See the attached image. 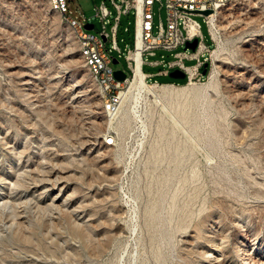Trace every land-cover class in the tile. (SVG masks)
Returning a JSON list of instances; mask_svg holds the SVG:
<instances>
[{"label": "rangeland", "instance_id": "rangeland-1", "mask_svg": "<svg viewBox=\"0 0 264 264\" xmlns=\"http://www.w3.org/2000/svg\"><path fill=\"white\" fill-rule=\"evenodd\" d=\"M97 2L67 7L95 31ZM192 17L207 74L159 73L184 45L144 55L148 82L185 88L113 116L50 1L0 0V264L264 263V0L224 5L216 44ZM132 35L122 16L117 45Z\"/></svg>", "mask_w": 264, "mask_h": 264}, {"label": "built area", "instance_id": "built-area-1", "mask_svg": "<svg viewBox=\"0 0 264 264\" xmlns=\"http://www.w3.org/2000/svg\"><path fill=\"white\" fill-rule=\"evenodd\" d=\"M69 0H53L63 10V21L71 22L76 26V31L80 35V48L87 52L88 67L91 68V77L98 88L104 94L107 105L112 108L119 105L120 93L129 86L137 66V60L134 57L137 51L140 52V69L144 64V55L154 56L158 49L172 50L179 45L186 48L187 42L196 40V47L190 53H176V58L167 62V68L159 71L160 74L168 75L171 70L179 69L185 74L186 82L199 81L204 76L201 68L206 63L205 54L210 52V47L205 43V36L201 31V25L192 16L203 17L207 34L216 44L212 37L210 17L220 10V0H165V25L159 20L158 24L153 22V5L155 2L161 4V0H98L94 3V14L101 23V29L94 31V24L89 22L82 10H70L67 7ZM232 0H230L231 2ZM114 11V13L112 12ZM205 10H211L210 13H202ZM133 16V36L132 47L126 44L123 49L117 45L116 34L120 25L122 16ZM87 24H92L93 28H85ZM107 24H111L107 31ZM156 29L153 33V29ZM138 30L140 34L138 35ZM110 42V44L108 43ZM139 42V49H138ZM2 43V41H0ZM189 49V48H186ZM122 56L125 60L126 78L119 81L114 76L112 60ZM194 59L196 62L192 65H185L183 58ZM203 57V59H201ZM150 64L156 65L157 61H151ZM150 75L144 74V81L150 85H181L175 83L148 82ZM125 89V90H126ZM150 99H143L139 103L147 102ZM113 139V138H112ZM106 138V143L112 145L113 140Z\"/></svg>", "mask_w": 264, "mask_h": 264}, {"label": "bare ground", "instance_id": "bare-ground-1", "mask_svg": "<svg viewBox=\"0 0 264 264\" xmlns=\"http://www.w3.org/2000/svg\"><path fill=\"white\" fill-rule=\"evenodd\" d=\"M49 1H50V4H51V7L63 17L62 7L59 6L58 4L53 3V0H49ZM229 2H230V0H220V9L224 5L229 3ZM215 15L216 14L214 13L210 17L211 18L210 19V23H211L210 29H211V32H212L213 39H214L215 36H217V34L215 33V31H216ZM66 23L75 32V34H76V36H77V38L79 40V51H80V54L86 60V62L88 63V56H87L86 50H84L83 48H80V35L76 31V26L72 25L71 22H66ZM139 34H140V30H138V35ZM0 46H1V43H0ZM138 49H139V42H138ZM134 57L137 60V66H136V69H135V74H134L129 86L127 87V90L126 91H122L120 93L119 105H117V106H115L113 108L109 105V108H111L112 111H113V113H112L113 116H115L119 112V110L122 109L123 105L127 101L131 102V104L134 105V106L137 103L139 104V102L141 100H143V99H145V100L146 99H151L154 102L161 103L162 99L164 100V98L170 97V95H172V96L178 95V93H179V91L181 89L185 88V86H188V85L192 84V83H187L183 87L182 86H177V85H172V84L150 85V84H148V83H146L144 81V74L145 73L140 69V52L137 51L136 54L134 55ZM90 71H91V68H90ZM103 143H105L106 145H110V144L106 143V138L104 139ZM213 249H215V248L211 247V249H209L208 251H210V250L212 251ZM244 258L246 259V257H244ZM251 260H253V259H251ZM243 264H246V262H243Z\"/></svg>", "mask_w": 264, "mask_h": 264}, {"label": "water", "instance_id": "water-1", "mask_svg": "<svg viewBox=\"0 0 264 264\" xmlns=\"http://www.w3.org/2000/svg\"><path fill=\"white\" fill-rule=\"evenodd\" d=\"M211 10H205L203 11L202 13L204 14H208L210 13ZM86 29L90 30L93 28V25L92 24H87L85 26ZM196 47V40H193L192 42H187L186 43V48H189L191 50H194ZM112 63L113 64H116L118 63V60L117 59H113L112 60ZM207 66H208V63H204L203 65V70H202V74H206V71H207ZM114 76L117 80L119 81H122L126 78V73L124 71H122L121 69H117V70H114ZM168 76L171 77V78H179V79H182V78H185V74L179 70V69H174V70H171L169 73H168Z\"/></svg>", "mask_w": 264, "mask_h": 264}, {"label": "trees", "instance_id": "trees-1", "mask_svg": "<svg viewBox=\"0 0 264 264\" xmlns=\"http://www.w3.org/2000/svg\"><path fill=\"white\" fill-rule=\"evenodd\" d=\"M120 20H121V18H120ZM132 36H133V35H132ZM202 70H203V66H202V68H201V72H202ZM207 72H208V66H207L206 74H207ZM206 74H204V76H205ZM183 84H184V83H183Z\"/></svg>", "mask_w": 264, "mask_h": 264}]
</instances>
